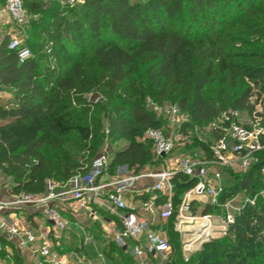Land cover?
<instances>
[{
	"label": "trees",
	"instance_id": "trees-1",
	"mask_svg": "<svg viewBox=\"0 0 264 264\" xmlns=\"http://www.w3.org/2000/svg\"><path fill=\"white\" fill-rule=\"evenodd\" d=\"M23 1L29 20L22 46L31 55L20 60L8 48L10 37L0 42V94L8 95L0 97V174L12 181L7 195L45 193L47 181L64 183L86 174L106 130L111 140L125 142L110 152V174L118 165L136 171L158 166L151 143L141 139L167 120L141 103L146 95L188 115L185 133L208 126L226 110V87L236 93L232 109L249 116L264 94V0H82L71 7L60 0ZM142 64L149 65L143 83L137 74ZM215 81L223 88L219 100L206 95ZM97 89L113 105L87 102L85 95ZM259 116L264 119V108ZM210 142L193 138L190 145L207 150ZM262 169L264 150L247 171L229 169L220 204L263 189ZM172 182L177 205L196 179L177 174ZM165 203L166 196L158 195L156 206ZM201 213L222 211L206 204ZM93 223L87 231L97 239L101 230ZM159 226L168 235V264H264V199L247 205L226 235L204 243L187 261L174 219ZM72 246L55 248L62 254ZM106 247L105 256L115 263L136 264L113 242ZM13 257L24 264L15 252Z\"/></svg>",
	"mask_w": 264,
	"mask_h": 264
},
{
	"label": "built area",
	"instance_id": "built-area-1",
	"mask_svg": "<svg viewBox=\"0 0 264 264\" xmlns=\"http://www.w3.org/2000/svg\"><path fill=\"white\" fill-rule=\"evenodd\" d=\"M78 1L61 0L70 7ZM0 3L15 27L22 28L28 23L29 14L23 0H0ZM8 48L17 51L20 60L31 55L16 37L11 39ZM147 105L155 113L162 112L169 124L167 129L148 128L142 136V140L151 143L153 161L160 165L139 171L118 165L110 174V153L105 146L86 174L54 185L45 193H22L11 199L0 194V255L7 250L9 264H16L12 260V248L24 264H76L72 254H61L55 247L62 234L71 231L72 224L84 218L99 223L105 237L128 253L136 264H167L170 244L166 231L159 226L161 222L174 219L173 229L180 235L181 247L190 257L204 243L226 235L247 205L253 206L258 198L264 199L263 188L253 197L240 192L223 204L219 201L226 186L222 183L223 176L230 179L227 171H247L257 162V154L264 150L261 141L264 119L259 116L262 110L257 105L245 124L239 122L237 110L222 113L206 126L216 136L207 150L196 149L176 158L173 157L175 150L185 149L189 143L188 136L181 131L188 119L174 104L159 106L148 99ZM106 173L108 180L98 183L97 178ZM261 173L264 174V169ZM177 174L196 179V183L174 205L172 180ZM147 180L152 181L151 186ZM158 195L166 196L164 205L156 206ZM137 201L139 206L134 205ZM195 204L198 206L192 213L191 207ZM206 204L220 208L222 213L202 214ZM28 208L38 213L27 218L24 211ZM61 210L68 211L75 222ZM86 237L89 239V235ZM2 241L11 246L4 248Z\"/></svg>",
	"mask_w": 264,
	"mask_h": 264
},
{
	"label": "rangeland",
	"instance_id": "rangeland-1",
	"mask_svg": "<svg viewBox=\"0 0 264 264\" xmlns=\"http://www.w3.org/2000/svg\"><path fill=\"white\" fill-rule=\"evenodd\" d=\"M40 1L42 3H44L47 0H40ZM81 1L82 0H79L78 3H80ZM60 2H61V0H60ZM61 5H63L62 2H61ZM225 7H226L225 8L226 9L225 11H230V12H234L235 11V9L233 8V6H225ZM33 19H36V17L33 16ZM13 34H14L13 37L18 38L20 40L21 45H22V42L24 41L25 36L28 34V32H27V29H25V28H17V27H15V32ZM13 37L11 36L10 39H12ZM247 41H248V44H252L253 45L255 43V41H251L249 39ZM236 48L237 49H240V50L242 49L240 47H236ZM148 66H149L148 64H142L139 67V72L137 74H138V78H140L139 80L141 81V83L145 82V71L148 68ZM243 82L246 85H250V86L252 85V83L248 79H246V78L243 80ZM220 91H223V88H222L221 85H219L218 81H215L211 86L208 87L207 94L206 95H208V96H210L212 98H215L216 100H219V97L222 95V93ZM254 93L256 94L257 93V90H254ZM235 94L236 93H235V90L234 89H232L230 87H226L225 88V90L223 92V96H224L223 99L224 100H229V102H228L229 106L226 108L225 111L221 112V114L224 113V112L234 111L232 109L231 102L235 99ZM0 97L8 98V95H6L5 92H1ZM85 99L87 100V102L91 103L92 105H96L98 103H100V104H107V106L108 105L109 106L113 105V103H110V101L108 100V98H106L99 89H97L95 91H92V92L86 94L85 95ZM148 99L149 98L146 95L141 100V103L143 105H145L149 110H151L150 109V106L147 105V100ZM255 100H256V97L254 96L253 101H255ZM168 104H171V103L165 102L163 105L164 106L165 105L168 106ZM257 107H258V109L263 110V108H264V94H262V96L259 97L258 103H257ZM156 114H157L158 117H162L163 119H166L165 115L162 112H158ZM238 114H239V122L240 123H242V124L248 123L249 117H248V115H247L246 112L239 111ZM101 116H102V114L100 115V117ZM183 116H185L188 119V115L184 114ZM161 126H163L162 129H167V127H169V124L166 121ZM105 128H106V124L104 123L103 124V129H105ZM186 131H187V132H185L186 134L183 133V132L182 133L184 135H187L188 136L189 145L192 144L191 141H192L193 138H196L197 140L198 139H201V140L206 141V142H209L210 140L211 141L213 140V137H212L211 133L209 132L208 128H206V126H199V127L197 126V127H193V129L186 130ZM102 143L103 144H102V146L100 148L99 153H101L103 151V149L105 148V146H107V152L110 153L112 150H114V149H120V148H122L125 145V142L122 141V140H117V141L111 140L108 137L107 132L104 133V137L102 139ZM196 149H198V147H194L192 145H190L189 148L187 146V148H185V149H182V147H181V148L175 150V152L173 153V157L176 158L181 153H185V154L186 153H190V152H193ZM154 162H156V161H154ZM157 165H160L159 162H157ZM151 169H152V167H145V170H151ZM75 176H73L72 178H74ZM107 176H108V174L106 173L105 175H102L101 177H98L97 178L98 179L97 182L98 183H103V182L107 181L108 180V177ZM146 182H147V185H149V186L152 185V181L151 180H147ZM61 183L62 182L47 181V183H46V192L48 190H50V188L55 187L57 184L59 185ZM222 183L224 185H227V184L230 183V179H227V176L224 175L223 176V179H222ZM11 185H12L11 179L8 178V177L2 176L0 174V194L3 195L5 193V195H7L6 194V192H7L6 189H9V187ZM137 202H138L137 205H140V202L139 201H137ZM80 231H81L80 232L81 237H83V236L85 237V242H84V245H83L82 250L81 249L78 250V248H77V250H73L75 248V245H76V247H78V245H80V244L76 240V238H71L70 237L71 234H69V232H64L65 237H62L58 241L59 242V245H57L58 246V249H60V250L62 249L64 251L63 247L65 248L68 244L73 245L71 249L70 248L68 249V250H70V252L69 251H67V252H63L62 251V252L65 253V254H71V252L79 253V255H81L82 258H86L87 259V261L85 263H83V264H117L114 261H112L111 259L107 258L105 256V254H104V252L107 251V247L106 246H107V243L109 241V238H106L105 235L102 234L99 231L97 233V239H94L93 236L92 237L89 236V239H87V237L84 235L85 232L82 231V230H80ZM88 233H89V231H88ZM108 237L111 238L110 235ZM68 238H69V241H67ZM181 256L184 259L185 256L188 257L189 255L186 252H184L183 249L181 248ZM72 257L73 258L75 257L74 254H72Z\"/></svg>",
	"mask_w": 264,
	"mask_h": 264
},
{
	"label": "crops",
	"instance_id": "crops-1",
	"mask_svg": "<svg viewBox=\"0 0 264 264\" xmlns=\"http://www.w3.org/2000/svg\"><path fill=\"white\" fill-rule=\"evenodd\" d=\"M15 32V26L12 24V22H11V20H10V18H9V16H8V14L6 13V11L4 10V6H3V4L2 3H0V42L3 40V38H5V37H13V33ZM139 187V186H138ZM6 190H8V189H6ZM5 192V191H4ZM2 195V194H1ZM3 197H5V198H9V199H11L12 197L11 196H7V195H5V193L2 195ZM137 203L138 202H136L134 205L135 206H139V205H137ZM24 213H25V215H26V217L27 218H29V217H32L33 215H34V213H38V211L37 210H34V209H31V208H28V209H26L25 211H24ZM66 214L67 215H65L68 219H70L73 223L75 222V220L73 219V218H71V215L69 214V213H67L66 212ZM93 222H96V221H92V220H86V219H82L81 221H78V223H74V224H72V226H74V228L73 229H71V231H66V232H69V234H71V238H76V240L79 242V244L80 245H78V250H82V248H83V245H84V242H85V237L83 236V237H81V235H80V230H82V231H84L85 232V236H87V235H89V236H91L92 237V234L90 233V231H89V233H88V231H87V227L89 226V225H91V223H93ZM41 223H42V225L43 226H46V224L45 223H43L42 221H41ZM77 224V225H76ZM93 224H95V223H93ZM76 225V226H75ZM100 228V230H101V227H99ZM101 232L103 233V231L101 230ZM64 234V233H63ZM63 234H62V236H63ZM104 234V233H103ZM105 235V234H104ZM62 236H61V238H62ZM64 237H65V235H64ZM69 237V238H70ZM60 238V239H61ZM69 238L67 239V241H69ZM107 238V237H106ZM59 239V240H60ZM95 239V238H94ZM107 240V239H106ZM108 241V240H107ZM109 242V241H108ZM57 245H59V242L56 244V246ZM11 246V245H10ZM7 248V247H6ZM12 250H13V252H15V254L17 255V253H16V250L15 249H13L12 248ZM62 254H65V253H62ZM71 254H74V256H78V258L79 259H75V257L73 258V257H71L72 258V260L76 263V264H83V263H85L86 261H87V259L86 258H82V256L81 255H79V253H75V252H71ZM71 254H66V255H71ZM76 254V255H75ZM19 259L22 261L23 260V258L22 257H19ZM25 259H27L26 257H24V260ZM12 260H14V262H15V259H14V257H13V259ZM11 262V260L9 259V258H7V250H4V252L2 253V255H0V264H9Z\"/></svg>",
	"mask_w": 264,
	"mask_h": 264
}]
</instances>
